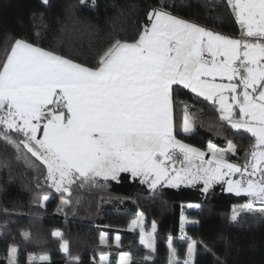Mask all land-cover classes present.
Instances as JSON below:
<instances>
[{
	"label": "snow or ice",
	"instance_id": "obj_1",
	"mask_svg": "<svg viewBox=\"0 0 264 264\" xmlns=\"http://www.w3.org/2000/svg\"><path fill=\"white\" fill-rule=\"evenodd\" d=\"M226 2L240 26L238 36L181 19L161 6L149 11L137 39L116 40L92 67L16 39L0 66V137L43 161L57 191L67 192L77 177L115 180L130 172L153 189L162 182L178 187L202 181L207 192L213 184H226L228 192L251 197L247 210L255 212L259 201L264 215V0ZM174 85L218 104L222 120L251 134L254 142L242 163L226 159L237 150L231 140L223 149L209 143L211 158L205 159L204 150L177 138L178 132L190 134L193 124L187 114L174 123ZM12 132L23 139H13ZM237 215L234 210L232 218ZM142 216L130 228H140V242L154 252L156 224L146 234ZM53 235L62 238L59 230ZM23 236L29 239L30 233ZM173 239L168 238L170 264H194L200 245L209 250L184 234L187 259L180 260ZM61 247L68 252V241ZM36 260L30 255L28 264ZM107 260L101 256L100 264ZM131 260L121 253L119 264ZM5 262L19 264L15 245Z\"/></svg>",
	"mask_w": 264,
	"mask_h": 264
},
{
	"label": "trees",
	"instance_id": "obj_2",
	"mask_svg": "<svg viewBox=\"0 0 264 264\" xmlns=\"http://www.w3.org/2000/svg\"><path fill=\"white\" fill-rule=\"evenodd\" d=\"M161 6L214 31L238 34L226 0H0V66L15 40L24 39L92 67L116 40L137 39L149 11ZM185 114L192 131L178 132V139L203 150L209 143L226 148L231 140L237 150L226 159L243 162L254 142L251 134L222 120L218 104L174 85V123ZM162 185L153 189L122 172L115 180L77 177L67 192L57 191L43 161L0 137V264H6L13 245L19 264H28L30 255L37 257L35 264H100L103 255H109L106 264H119L121 252L131 255L130 264H170V236L178 259H187L184 234L210 250L200 245L194 264H264L262 206L247 210L248 196L228 192L222 183L207 192L201 183ZM44 195L49 196L46 201ZM234 210L239 213L235 219ZM139 212L145 215L144 230L156 224L154 252L140 242V230L130 228ZM57 230L62 238L53 235ZM26 231L29 239L23 236ZM65 240L68 252L61 247ZM42 254L50 259L39 261Z\"/></svg>",
	"mask_w": 264,
	"mask_h": 264
},
{
	"label": "crops",
	"instance_id": "obj_3",
	"mask_svg": "<svg viewBox=\"0 0 264 264\" xmlns=\"http://www.w3.org/2000/svg\"><path fill=\"white\" fill-rule=\"evenodd\" d=\"M170 13V12H169ZM172 14V13H171ZM172 15H174V16H177V15H175V14H172ZM177 17H179V16H177ZM179 18H181V17H179ZM181 19H184V18H181ZM184 20H187V19H184ZM187 21H190V20H187ZM190 22H193V21H190ZM193 23H195V22H193ZM195 24H197V25H200V24H198V23H195ZM200 26H202V25H200ZM203 27H205V26H203ZM205 28H207V27H205ZM207 29H209V28H207ZM212 30V29H211ZM217 32V31H216ZM219 33H221V32H219ZM222 34H224V33H222ZM225 35H227V34H225ZM230 36H232V35H230ZM217 82H224V83H227V80L225 79L224 81H220V79L219 78H217ZM183 86V85H182ZM191 90V89H190ZM195 94H197V93H195ZM198 95V94H197ZM205 98V97H204ZM219 148V147H218ZM203 150V149H202ZM204 151L207 153V155H206V157H205V159H209V158H211V153L210 152H208V150L207 149H204ZM47 167V166H46ZM122 173V172H121ZM121 173H119L118 174V176L121 174ZM128 173H130V172H128ZM131 174V173H130ZM132 175V174H131ZM238 175L239 174H237L236 176H234V177H232L233 179H237L238 178ZM135 178H139L140 180H142V178L141 177H139V176H137V177H135ZM163 183V182H162ZM199 183H201L202 185H203V182L201 181V182H199ZM166 184V183H165ZM183 184H187V183H183ZM203 187H204V185H203ZM225 188H227V185L225 184ZM242 195H244V194H242ZM247 196V195H246ZM249 197V196H248ZM132 229V228H131ZM144 232L147 234V233H151V229H150V231H146V230H144Z\"/></svg>",
	"mask_w": 264,
	"mask_h": 264
},
{
	"label": "built area",
	"instance_id": "obj_4",
	"mask_svg": "<svg viewBox=\"0 0 264 264\" xmlns=\"http://www.w3.org/2000/svg\"><path fill=\"white\" fill-rule=\"evenodd\" d=\"M228 4V3H227ZM228 6H229V4H228ZM229 8H230V6H229ZM230 11H231V8H230ZM232 12V11H231ZM232 15H233V17H234V19H235V21H236V23H237V26H238V34H237V36L240 34V26H239V24H238V22H237V19H236V17H235V15H234V13L232 12ZM149 22H145V23H143V25H142V28H143V26L145 25V24H148ZM238 178H239V175H238ZM237 178V179H238ZM251 199V197H248L247 198V200H246V203H245V205L248 203V201ZM255 206H262L261 205V203L259 202V201H257V202H255L254 203V205H253V207H255Z\"/></svg>",
	"mask_w": 264,
	"mask_h": 264
},
{
	"label": "rangeland",
	"instance_id": "obj_5",
	"mask_svg": "<svg viewBox=\"0 0 264 264\" xmlns=\"http://www.w3.org/2000/svg\"><path fill=\"white\" fill-rule=\"evenodd\" d=\"M190 122H191V121H190ZM50 181H51V180H50ZM51 182H52V181H51ZM48 197H49V196H48ZM45 201H46V200H45ZM141 213H142V212H139V213L137 214V216H136L133 220H135V219H137L138 217H140V214H141ZM142 214H143V213H142ZM133 220H132V221H133ZM132 221H131V222H132ZM142 224H143V227L145 228V215H144V214H143V216H142ZM132 229H133V228H132ZM135 229H136V230H140V228H135ZM116 236H119V235H116ZM116 236H115V237H116ZM105 238H106V235H105ZM115 243L118 244L117 241H116V239H115ZM121 253H126V252H121ZM121 253H120V254H121ZM120 254H119V257H118V262H119V260H120ZM6 255H8V252H7ZM107 256H108V259H109V255H107ZM107 261H108V260H107ZM107 261H106V262H107Z\"/></svg>",
	"mask_w": 264,
	"mask_h": 264
}]
</instances>
